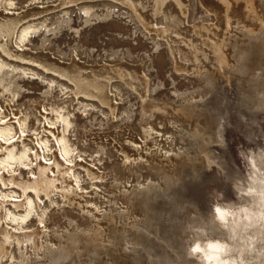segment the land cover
<instances>
[{"label":"rangeland","instance_id":"1","mask_svg":"<svg viewBox=\"0 0 264 264\" xmlns=\"http://www.w3.org/2000/svg\"><path fill=\"white\" fill-rule=\"evenodd\" d=\"M95 1L88 9L82 4L61 5L42 14L37 19L46 24H38L29 45L52 51L64 61L78 54L92 63L122 59L144 61L146 66L152 63L151 97L182 107L187 125L155 123L156 115L144 112L139 94L123 82L119 89L112 88L119 106L113 113L71 86L64 90L60 81L66 78L56 75L58 80L51 83L50 74L55 73L40 67L44 76L32 75L25 72L31 63L7 57L0 104L19 114L8 115L4 122L25 115L29 120L19 137H10L4 144L5 148L15 146V168H24L19 180L33 175L31 166H22L19 159L27 142L40 145L44 152H57L56 144L67 143L73 162L94 164L101 174L91 178L77 167L83 172L78 190L66 187L72 177L63 178L65 186H55L49 194L48 187L39 190L42 200L32 210L26 199L22 205H13L9 198L0 197L4 215L11 208L15 212L30 210L18 223L12 219L6 223L19 236L10 239L0 264H264V219L258 217L264 212L256 203L258 195L264 194V54L253 53L248 70L239 71L236 61L231 71L222 69L218 74L213 62L206 60L201 73L179 72L170 50L165 45L157 50L126 8L116 5L106 16L105 3ZM192 1L196 5L193 20H210L200 0ZM50 3L57 0H23L12 11ZM89 12L93 14L89 16ZM240 32L233 30L235 35L228 40L234 49H245L250 43ZM207 66L215 73L209 70L214 84L206 77ZM151 121L160 130L174 126L177 133L153 131L146 137ZM130 134L137 146L122 141ZM3 153L0 149V155ZM88 185L108 194L110 200L97 214L82 202L80 193ZM16 187L12 182L3 188ZM54 196L60 197L56 199L59 203L52 201ZM37 225L42 227L38 250L24 236ZM61 245L70 249L69 255L59 262L49 259L50 251Z\"/></svg>","mask_w":264,"mask_h":264},{"label":"bare ground","instance_id":"2","mask_svg":"<svg viewBox=\"0 0 264 264\" xmlns=\"http://www.w3.org/2000/svg\"><path fill=\"white\" fill-rule=\"evenodd\" d=\"M22 1L23 0H0V80H3L2 72L4 64L7 63V57H11L13 59L15 58L17 60L21 59L23 62L27 61L31 63V66L29 67L24 65L27 66L25 67V72L31 71L32 75L39 74L40 76H44V71H42V69L51 71L52 73H55L50 74L49 79L51 83L55 80H58L56 75L62 76L63 78L67 79V81L59 80L64 90L65 88L71 86L74 88L73 90H76L77 93H79V95L82 93V95L84 94L85 96L96 98V100H99L98 103L101 102L106 109L112 111L113 113H115V111H119V106L114 94L112 93V88L115 87L119 89L120 83L123 82L139 94L142 100V110L149 115H156V120L154 117V120L156 121L155 123L160 122L164 123L165 125H168V123L186 124L182 107H177L178 105L168 104L165 102H156L155 99L151 97L150 90L152 89V84L150 68L153 66L152 63H149L146 66L144 61L135 62L122 59L117 63H101L96 61L95 64L93 61V64L91 61H85L78 54H74L71 60L64 61L58 56V54L52 51L47 52L46 49L40 51L39 48L34 49V47L29 45L28 39L30 34L33 33L35 29H38L37 26H39L40 23L46 24L45 20L37 19L39 16L48 11L51 12V10L57 8L58 6L61 7V5L71 6V4H82L83 8L88 9L91 8L92 5H96L95 0H57V3L55 4L50 3L32 8L29 7L30 9L25 11L21 10L22 12H20V10L19 12H17V10L16 12L12 11L14 10L15 4ZM102 2H104L107 6L106 16H110L111 11L116 5L126 8V11H128V14L132 16L133 20L137 21L138 25L141 26V29L146 31L145 34H147L154 41L157 50L164 45L170 50L174 67L179 72L184 71L190 73L192 71H200L202 68V63H204L206 60H211L213 62L212 67L216 68V73L218 71L221 72L220 70L222 69L225 71L227 69L229 70L233 63H236V61L240 63V66L238 67L239 71L243 69L248 70L251 67L250 62L253 59V53L255 54V52L259 50L264 54L263 0H200L202 7L206 10L211 19H202L198 21L193 20L196 5L192 0H102ZM25 8H27V6ZM67 8L66 10H68ZM92 14L93 12H89L88 15L91 16ZM97 15L98 17L101 16L100 14ZM235 29L241 31L240 33H242L243 37H247V40L250 39V43L245 49L238 46H236V49H234L231 43L229 44L228 40L234 34L232 32ZM28 45L31 47L30 49L27 48ZM12 67L15 66L12 64ZM207 67L208 71L211 70V73H213L212 67L211 69H209V66ZM208 71H205L207 73L206 77H208V80L214 84V78H212L213 75L211 77V74H209L210 71ZM259 75V73L256 74V76ZM260 77L261 76H259V78ZM156 88L157 87L154 89ZM258 91L262 93V90ZM77 93H75V95ZM262 94L264 96V93ZM201 97L202 96H200V98ZM193 98L191 100H193ZM261 100L262 99L259 101ZM82 102H85L84 99ZM92 102L94 101H91V103ZM3 106L4 105L0 104V149L5 150V153L0 155V197L9 198L7 200L11 201L13 205H22L23 200L26 199L27 206L30 210H32V208H36L38 203L40 204L42 200L41 194L38 193L39 190H45L46 187H48V190L45 191L47 194H49V192H51L55 186H65L62 184L63 178L67 180L68 178L72 177L73 180H67L68 186L66 185V187L74 186L76 190H78L80 188V184L82 185L80 181L83 173L82 170L85 169L91 178L99 177L101 173L97 170L94 164L83 163V160L73 162L74 159L71 157V150L70 147H68L69 144L67 143L61 145L56 144V147L59 148V150L57 149V152H52L50 150L44 152L43 149L39 147L40 143L38 144L39 146H36L35 143L32 145L29 142L31 144L30 145L26 141V147H23L25 148L24 150L26 152L21 154L19 159L22 166H31V170L29 172H31L33 175L28 179L25 178L24 180H19L21 179L19 178V176L21 177V174L19 173L23 174L24 168L21 167L18 171L15 168V146L5 148L6 145L4 146V144L7 143L6 141L10 139V137L18 135V132H21L24 128L28 127L29 120L25 115V117L21 116V118H14V120L11 119L7 122H4L8 115L15 117V114L18 115L19 113L11 112L5 109ZM184 110L186 111V108ZM185 113H187V111ZM61 116L65 117V114H62ZM65 118L66 125H69V119L67 117ZM46 126H48L50 131L56 132V129L50 126V124H47ZM173 127L170 126L166 127L164 130H160L161 128H156L152 122L149 124V129L145 131V136L148 137L153 131L158 133L161 132L162 135L166 132L175 134L177 132L174 133L173 131L176 127ZM153 128L154 130H152ZM40 136L42 137V135ZM46 136L49 137L48 135ZM17 137H19V135ZM134 137L135 136L130 134L126 138L123 137L122 141L126 145H136L137 143ZM43 147L46 148V146ZM34 161H38L36 165ZM207 163H210V161L207 160ZM77 167H82L83 169H77ZM13 171H16L15 174H10ZM13 176L14 181L11 180L13 179ZM166 177L169 183L172 184V176L167 173ZM12 182L17 186L16 188H3L8 185V183L12 184ZM94 183L96 184L97 182ZM97 185H99V183ZM89 186L91 185L83 186L85 187V190L80 193V195L84 198L81 200L85 203L87 208L91 209L92 212L95 213L99 212L100 208L110 205L108 194L102 193L95 186V188H90ZM56 199L59 200L60 197L54 196L52 201ZM256 199L257 206L261 208L260 211L264 212V194L258 195V198ZM56 202L59 203L57 200ZM1 203L2 201L0 204ZM0 210H2V205ZM30 210L26 212H15L11 208L8 214L5 215L0 211V256L3 255L7 248H9L8 244L10 243V239L14 237V235H16L15 239H17V236H19L13 227H8L9 225L7 226L6 223H9V219H12L18 223L20 219L23 218V216H26L30 213ZM258 217H262V219H264L263 215ZM257 224H259V220ZM246 225L249 226V224ZM41 229L42 227L38 226L36 230L34 229V231H30L31 233L24 234V236L29 241H31V243H34V248L36 250L39 249L38 235L42 231ZM23 240L24 239L20 237V247L22 248L24 245ZM50 252L51 254L49 253V259L59 262L69 255L70 249L64 245H61L60 248H54V250H51Z\"/></svg>","mask_w":264,"mask_h":264},{"label":"snow or ice","instance_id":"3","mask_svg":"<svg viewBox=\"0 0 264 264\" xmlns=\"http://www.w3.org/2000/svg\"><path fill=\"white\" fill-rule=\"evenodd\" d=\"M219 211V210H218ZM198 250V249H197Z\"/></svg>","mask_w":264,"mask_h":264}]
</instances>
